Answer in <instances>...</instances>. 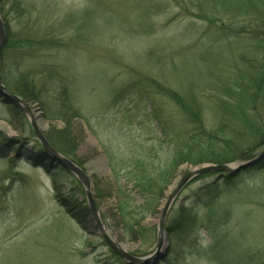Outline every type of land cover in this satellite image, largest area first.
Masks as SVG:
<instances>
[{"label":"rangeland","instance_id":"374dc122","mask_svg":"<svg viewBox=\"0 0 264 264\" xmlns=\"http://www.w3.org/2000/svg\"><path fill=\"white\" fill-rule=\"evenodd\" d=\"M251 2L253 10L264 8V0H0L6 31L1 70L7 84L14 91L20 76L34 75L45 91L43 100L23 99L36 124L46 138L63 132L71 136L73 159L91 181L109 234L132 256L145 258L156 251L161 211L185 176L220 165H180L162 184L155 212L142 215L140 226L129 231L120 205L131 201L140 210L144 203L133 172L155 176L169 168L177 149L172 128L184 118L176 104L154 92L147 78L190 98L201 92L214 97L212 88L234 80L240 67L231 54L220 52L236 38L222 39L206 19L229 24L233 10L228 6L242 8L235 15L252 14L244 11ZM235 20L237 25L245 21ZM51 38L67 46L43 49L41 42ZM209 49L219 60L213 64V58H201L199 63ZM62 86L69 88L79 113L68 131L48 107ZM253 87V97L246 100L247 108L253 107L248 118L253 128L235 118L238 126L231 133L228 124L234 117L222 125L220 114L203 111L207 134L219 133L221 126L228 131L209 158L239 164L263 152L264 85L258 93ZM8 107L16 108L0 101V264H126L98 236L93 220L84 229L68 215L52 178L30 160L27 150L37 141L28 118L19 109L23 116L14 117ZM153 110L167 118L170 130ZM245 150H252L248 158L242 156ZM259 164L230 174V181L228 172L209 173L184 188L166 221L167 255L160 264H264V160ZM55 177L64 194H73L76 177L57 169ZM187 212L196 217L195 223L169 231Z\"/></svg>","mask_w":264,"mask_h":264},{"label":"trees","instance_id":"16d2710c","mask_svg":"<svg viewBox=\"0 0 264 264\" xmlns=\"http://www.w3.org/2000/svg\"><path fill=\"white\" fill-rule=\"evenodd\" d=\"M251 4L252 5L250 7H245L244 11H251L252 14L238 13L244 14V17H238V14L235 15V11H242V8L235 9L236 7L232 8L228 6L227 9L233 10L231 12L233 14L232 17L227 16L231 21L229 24H226L220 19L216 21L206 19L218 31V33L222 36V39H225L224 37L236 38L237 42H226L220 52L221 55L231 54L235 60H238V65L240 67L239 69L236 68L237 75L234 80H224L212 88V91L215 94L217 93L214 97L201 92L197 94V96L201 94L199 98H190L179 91L169 89L157 81L147 78V80L152 83L151 85L154 92L170 99L174 104H176L182 112L184 118L181 126L176 127V125H174L172 128L174 134L173 139L176 142L177 149L176 154L171 159L168 169L156 174L155 176L147 174L146 172L137 174L140 176H136V173H134L135 171L133 172V175L127 173V175H132L134 178L135 187H137L139 192L142 193L144 202L140 207V210H138L137 207L134 208L131 201H127V203L123 206L120 205L122 212H124L123 218L125 219V226L129 229V231H133L135 226H140L138 222L142 215L148 213L153 214L155 212V207H157L159 203L158 198L163 194L164 185H166L170 178L174 176L180 165L185 162H190L191 165L197 166L205 163L229 164L234 161V159L232 160L231 158L220 160L209 158L210 155L217 153V150L215 149L222 145V140L225 137H228V131L221 126V128L216 130L219 133L207 134L206 127L202 119V113L204 110L211 109L213 112L218 113V115L220 114L219 121L222 125L226 124L231 117H234L233 121L228 124V127L231 128V133L234 132V128L237 129L236 125L238 126V124H235V118H238V120H246L247 125H250L248 124V118L250 116L249 112L253 110V107L248 109L246 103V100H249L248 98H250V96L253 97V95L250 94L252 92L250 87L254 86L256 91L258 88V91L260 92L263 91L264 85V13L262 15L259 14V12H262L264 8L256 7L253 10L252 6H255L254 2H251ZM237 18H241V20L245 19V21H240V24L237 25L235 24V19ZM26 44L29 46L32 44V41L26 40ZM40 45L43 49H61L64 48V45L67 46V44H62L55 38L44 40ZM232 48H235V52L238 54L237 57L235 52H227L228 49ZM206 51L207 52L199 58L198 62H201V58L202 60H210V58H213L212 63L216 64L214 63V59L219 60L218 56L215 58L217 54L212 52L211 49ZM195 69L198 68L195 67ZM33 76L31 78L26 75L20 76L18 80V87L13 91L26 101L32 103L43 100V94L45 92L44 89L42 90L38 87L36 79ZM3 78L5 84L9 87L7 84V77H4L3 75ZM58 92L59 94L55 103L52 106L48 105L50 109L49 111L52 112V115L56 120H60L65 124L66 131H68L70 129L71 121L73 118H77L79 113L74 105L69 88H67V86H62L58 88ZM204 100H206V102H204ZM45 105L47 106L46 103L44 106ZM8 108L14 117L23 116L18 109L12 107ZM153 113L156 116L155 119L162 123L164 129L170 130L167 118L161 116L158 110H153ZM252 126L253 125H250L251 128L254 127ZM70 138L71 136L65 132H63V135H58L57 138H53L52 136L47 137L48 141L54 148L76 163L75 159H73L75 158L73 156L74 151L70 149L73 146V141ZM4 141L5 140L3 139L2 142ZM218 141H220V143H218ZM224 143L228 144L229 141ZM32 150L34 151L33 153ZM32 150H27L30 160L34 163H40L41 167L52 178L54 185L56 186L55 188L58 191V195L61 198L59 202L62 207L66 209L68 215L80 227L86 229L89 224L93 223V221L90 217L87 203L84 199L85 194L80 183L75 179L74 184L72 185L74 186L73 194H64L58 185L55 172L56 169L61 172L66 171L68 176L70 173L63 168L56 166V164L46 156L42 147L38 143ZM251 152L252 150H245L242 153V156L248 158L251 155ZM30 153H32V155H30ZM209 175L210 174L200 176L196 179V181L204 179ZM229 179L230 175L227 177L228 181L231 180ZM162 184L164 185L162 186ZM120 194L122 195V192H120ZM184 208L188 210L187 207ZM195 219L196 217L192 213H188V216L181 218V221L179 220L175 226L171 225L168 230H183L184 228H188V226L195 223ZM114 258L119 260L117 257Z\"/></svg>","mask_w":264,"mask_h":264},{"label":"water","instance_id":"95a60500","mask_svg":"<svg viewBox=\"0 0 264 264\" xmlns=\"http://www.w3.org/2000/svg\"><path fill=\"white\" fill-rule=\"evenodd\" d=\"M6 42V31L4 23L0 16V101L5 105H11L19 109L29 120L30 126L32 128L35 140L42 147L46 156L56 164V166H61L63 169L69 171L78 181L82 184L87 200V207L92 220L94 221L98 236L104 240L107 246L126 264H159V262L164 259L167 255V249L165 246L166 231L165 224L169 215V212L177 200L183 189L197 177L209 174V173H230L231 175L239 174L243 171H247L250 168L256 167L260 162L264 160V151L255 159L239 163V164H223V165H213L206 166L201 169L195 170L185 176L182 182L175 188L173 193L169 196L166 203L161 211L160 220L157 229V249L153 255L145 258L135 257L126 252L109 234L108 226L106 220L104 219L100 208L98 207L96 200L93 196L92 186L88 175L83 169H81L77 164L71 161L69 158L62 155L56 148L50 144L46 136L43 134L39 126L36 124L33 111L29 104L20 96L10 91L4 83L1 64H2V54L3 46Z\"/></svg>","mask_w":264,"mask_h":264},{"label":"bare ground","instance_id":"6f19581e","mask_svg":"<svg viewBox=\"0 0 264 264\" xmlns=\"http://www.w3.org/2000/svg\"><path fill=\"white\" fill-rule=\"evenodd\" d=\"M263 151H264V150H263ZM259 155H260V154H259ZM259 155H258V156H259ZM258 156H257V157H258ZM90 182H91V181H90ZM174 190H175V189H174ZM183 190H184V189H183ZM84 194H85V192H84ZM180 194H181V193H180ZM178 197L180 198V195H179ZM94 198H95V197H94ZM166 230H167V225L165 224V231H166ZM165 233H166V232H165ZM166 237H167V234H166ZM166 239H167V238H166ZM164 243H165V246H164V247H166V240H165Z\"/></svg>","mask_w":264,"mask_h":264}]
</instances>
